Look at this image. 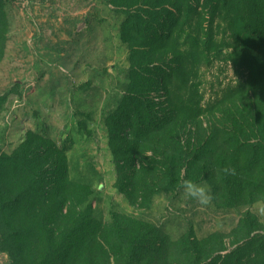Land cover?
<instances>
[{"label": "rangeland", "instance_id": "rangeland-1", "mask_svg": "<svg viewBox=\"0 0 264 264\" xmlns=\"http://www.w3.org/2000/svg\"><path fill=\"white\" fill-rule=\"evenodd\" d=\"M220 1L0 0V170L36 181L23 264L264 263V13Z\"/></svg>", "mask_w": 264, "mask_h": 264}, {"label": "trees", "instance_id": "trees-1", "mask_svg": "<svg viewBox=\"0 0 264 264\" xmlns=\"http://www.w3.org/2000/svg\"><path fill=\"white\" fill-rule=\"evenodd\" d=\"M227 0H221L219 3H226ZM261 8L264 13V0L259 1ZM264 15V14H263ZM164 16V14L162 15ZM168 17H162V21L166 22ZM6 16L4 11L0 10V42L3 43L6 34ZM264 28V27H263ZM264 29H262L263 32ZM258 35V33H257ZM2 49L0 48V55ZM1 57V56H0ZM177 79L178 82H182L180 74L174 73L171 76L170 80ZM168 86V85H167ZM172 86V85H171ZM135 104V102H134ZM137 115L141 121L139 113H134L133 116ZM27 170L24 171L26 174L25 178H30L33 183L28 181L24 182V185L21 187L19 192H16V187L11 185V176L12 172L9 167H6V175H3V170H0V177L2 181L0 182V250L7 251L10 254L11 261L9 264H23L22 257L17 253V250L20 253H24L23 245L28 240L27 237V226L24 225L22 229L14 231L15 222L14 217L15 213L18 210H22L32 202L36 194V181L33 177L34 172L31 167L26 166ZM27 180V179H24ZM34 185V186H33ZM77 229V227H76ZM31 230V228H29ZM29 232V231H28ZM75 232V229H74ZM72 236L71 234L69 235ZM246 246L240 245L237 249L233 250L229 257L231 258L227 263L222 264H246L247 255L244 253ZM66 249L62 246H58L57 249L49 245V248H46V251H43L45 261L54 262L55 257H65ZM259 254V253H258ZM66 257H68V251L66 252ZM67 260V258H66ZM64 263V262H63ZM66 264V261H65ZM261 264V263H256ZM264 264V263H263Z\"/></svg>", "mask_w": 264, "mask_h": 264}, {"label": "clouds", "instance_id": "clouds-1", "mask_svg": "<svg viewBox=\"0 0 264 264\" xmlns=\"http://www.w3.org/2000/svg\"><path fill=\"white\" fill-rule=\"evenodd\" d=\"M183 190L188 198L197 201L202 206H209L212 203L213 196L210 189L204 184L185 181ZM260 211L264 212V208H261Z\"/></svg>", "mask_w": 264, "mask_h": 264}]
</instances>
